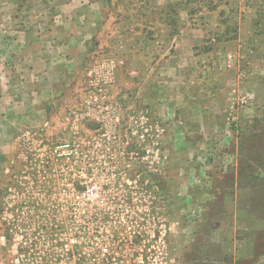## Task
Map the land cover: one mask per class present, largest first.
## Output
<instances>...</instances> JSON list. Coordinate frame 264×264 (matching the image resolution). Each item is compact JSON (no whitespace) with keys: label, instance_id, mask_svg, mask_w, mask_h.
Listing matches in <instances>:
<instances>
[{"label":"rangeland","instance_id":"rangeland-1","mask_svg":"<svg viewBox=\"0 0 264 264\" xmlns=\"http://www.w3.org/2000/svg\"><path fill=\"white\" fill-rule=\"evenodd\" d=\"M57 3L0 0V264H264V0H108L116 64L93 71L89 38L36 98ZM183 3L204 31L170 88ZM126 141L124 161L93 150Z\"/></svg>","mask_w":264,"mask_h":264},{"label":"crops","instance_id":"crops-1","mask_svg":"<svg viewBox=\"0 0 264 264\" xmlns=\"http://www.w3.org/2000/svg\"><path fill=\"white\" fill-rule=\"evenodd\" d=\"M163 1L167 3L174 0ZM106 6H108V0H58L55 6L56 12L49 19L50 22L54 24L53 27L56 28L54 31L48 32L47 36H45L52 40L53 45L50 46L51 48H46L45 51L48 54L45 55L44 58L36 56L38 62L31 63L24 69L27 73V78L31 79L32 87H37L33 89L34 92H32V96L37 98L38 94L41 95V91L38 89L39 85L35 83L34 78L39 79L40 81L38 82L41 84L49 81L53 74H57L56 77L58 76L60 86L65 87L69 77L74 76V72L77 70L74 68L72 71L73 58L76 54L84 53L87 48L86 40L89 38H91L92 41V58L97 60L92 70L97 71L100 67V62L106 63L107 70L112 69V63L116 64L114 58H110L109 60H106L104 57L103 59L97 58V54L105 50L98 44V40L103 35V32L98 27L99 24L105 20L103 11ZM181 10H183L184 13L182 14L181 11L176 19L178 27L180 28L175 43L178 53L176 55H171L167 60L165 59V62L162 64L169 70H173L172 72L174 74L166 75L168 78H165L166 81L168 79V86L170 88H174L177 84L180 85V83H183V75L187 67L186 63L183 61V57L193 55V47L201 43V37L204 31L203 27L192 28L188 26L190 22L185 3H183ZM94 60L92 62H95ZM56 64H58V67H56ZM105 75H109L110 77L111 74L107 73ZM93 79L94 78H92V80ZM95 99H97V96H95ZM144 99L147 101L148 97L144 96Z\"/></svg>","mask_w":264,"mask_h":264},{"label":"built area","instance_id":"built-area-1","mask_svg":"<svg viewBox=\"0 0 264 264\" xmlns=\"http://www.w3.org/2000/svg\"><path fill=\"white\" fill-rule=\"evenodd\" d=\"M135 147H134V144H129L128 141H126L125 145H124V142H121L118 144H115L114 142H112V143L103 142V144L99 145V148H97V146H94L93 150L97 151V152H100V151L111 152L112 155L116 154V155H119L120 157L124 158V159H122L124 161V160H126L125 156L130 155V153H132L130 151H133V152L136 151L135 153H137V148L134 149ZM72 148H73V146L70 143H63V144H60L59 146H56V147L53 146L52 152H51V154L53 156L52 162L54 161V158L56 160H61V159H63V157H66V154H67L66 150L73 151ZM108 152H106V155L109 154ZM54 165L55 164H52V166H54ZM122 165L124 167H126L127 165H130V164L126 163V161H125V163H122ZM92 180H93V178H92ZM77 182L80 185H82L83 189L80 190L82 196L86 195L85 197L91 198V200L94 198L97 199V197H101L103 200V197H105L104 194L102 193V190H101L102 187L97 189V186L93 183V184H91V185H93V186H91V194H87L86 190H88V187L86 186V184L88 183V181L80 178L77 180ZM104 249H106V248H104Z\"/></svg>","mask_w":264,"mask_h":264}]
</instances>
